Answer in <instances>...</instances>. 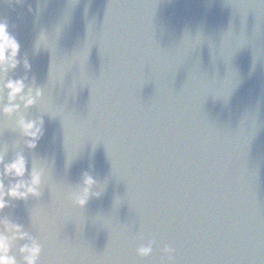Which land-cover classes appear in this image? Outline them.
Instances as JSON below:
<instances>
[{
	"label": "water",
	"instance_id": "95a60500",
	"mask_svg": "<svg viewBox=\"0 0 264 264\" xmlns=\"http://www.w3.org/2000/svg\"><path fill=\"white\" fill-rule=\"evenodd\" d=\"M0 17L44 90L23 113L44 119L23 152L41 194L0 213L40 264H161L164 244L175 264H264V0H0ZM21 145L0 123L5 160ZM82 173L100 195L74 209Z\"/></svg>",
	"mask_w": 264,
	"mask_h": 264
},
{
	"label": "clouds",
	"instance_id": "9594fccd",
	"mask_svg": "<svg viewBox=\"0 0 264 264\" xmlns=\"http://www.w3.org/2000/svg\"><path fill=\"white\" fill-rule=\"evenodd\" d=\"M11 7L19 5L21 0H4ZM31 12V8H29ZM44 38L41 33L40 39ZM22 68L23 75H15ZM30 64L21 56L20 42L14 34V26L0 17V123L11 122L13 131L22 141L23 151L15 152L5 160L4 149L0 148V213L9 207V201H24L40 196V186L44 169L35 164L28 170V161L24 151H32L44 134L42 116L30 118L23 113L41 105L44 90L28 83ZM27 176V178H25ZM8 181V183H5ZM95 179L88 173H82L77 188L68 199L74 209L84 208L90 198L100 193L93 191ZM155 240L141 241L135 248V256L145 260L153 254ZM42 245L39 240L24 231L23 227L12 222L7 216L0 215V264H40ZM175 249L164 244L159 249L161 264H175Z\"/></svg>",
	"mask_w": 264,
	"mask_h": 264
}]
</instances>
